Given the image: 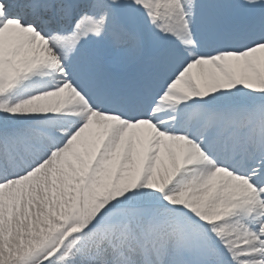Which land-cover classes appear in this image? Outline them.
Instances as JSON below:
<instances>
[{
  "label": "snow or ice",
  "instance_id": "snow-or-ice-1",
  "mask_svg": "<svg viewBox=\"0 0 264 264\" xmlns=\"http://www.w3.org/2000/svg\"><path fill=\"white\" fill-rule=\"evenodd\" d=\"M0 264H264V0H0Z\"/></svg>",
  "mask_w": 264,
  "mask_h": 264
}]
</instances>
